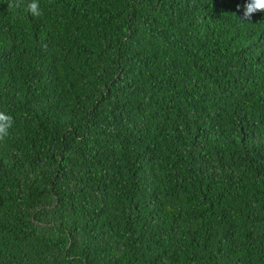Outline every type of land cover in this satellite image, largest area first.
Instances as JSON below:
<instances>
[{"label": "trees", "instance_id": "16d2710c", "mask_svg": "<svg viewBox=\"0 0 264 264\" xmlns=\"http://www.w3.org/2000/svg\"><path fill=\"white\" fill-rule=\"evenodd\" d=\"M245 2L0 0V264H264Z\"/></svg>", "mask_w": 264, "mask_h": 264}, {"label": "clouds", "instance_id": "9594fccd", "mask_svg": "<svg viewBox=\"0 0 264 264\" xmlns=\"http://www.w3.org/2000/svg\"><path fill=\"white\" fill-rule=\"evenodd\" d=\"M14 3L16 7H24L33 17L38 18L43 15L39 0H14ZM261 12H264V0H246L242 19L250 22L253 15ZM13 124V116L4 110H0V140L9 136Z\"/></svg>", "mask_w": 264, "mask_h": 264}]
</instances>
